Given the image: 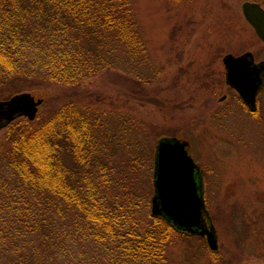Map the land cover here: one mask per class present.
Masks as SVG:
<instances>
[{
	"label": "trees",
	"instance_id": "obj_1",
	"mask_svg": "<svg viewBox=\"0 0 264 264\" xmlns=\"http://www.w3.org/2000/svg\"><path fill=\"white\" fill-rule=\"evenodd\" d=\"M134 2L0 0V85H80L110 67L106 54L115 42L132 58L143 55ZM101 133L99 120L71 100L8 123L0 151L8 171L0 175V264H168L171 240L188 234L151 214L152 173L144 192L134 179L111 180ZM143 156L152 158L142 151L137 161Z\"/></svg>",
	"mask_w": 264,
	"mask_h": 264
},
{
	"label": "rangeland",
	"instance_id": "obj_2",
	"mask_svg": "<svg viewBox=\"0 0 264 264\" xmlns=\"http://www.w3.org/2000/svg\"><path fill=\"white\" fill-rule=\"evenodd\" d=\"M243 1L135 0L143 55L132 58L115 42L106 54L110 67L80 85H0L1 93L12 92L0 99L15 93L12 86L45 98L37 113L70 100L85 108L107 135L111 180L134 179L142 192L151 189L148 164L153 166L157 139L189 141L218 247L214 257L204 236L174 237L168 264H264V83L252 112L226 84L222 63L224 53L247 49L255 60L264 58V42L244 17ZM254 1L264 7V0ZM8 123L0 127V151ZM142 151L152 158L139 163ZM0 175L8 176L2 159ZM90 240L82 241L85 249Z\"/></svg>",
	"mask_w": 264,
	"mask_h": 264
},
{
	"label": "water",
	"instance_id": "obj_3",
	"mask_svg": "<svg viewBox=\"0 0 264 264\" xmlns=\"http://www.w3.org/2000/svg\"><path fill=\"white\" fill-rule=\"evenodd\" d=\"M244 17L264 42V7L258 1L241 3ZM225 81L235 88L251 110L264 83V60L254 61L252 51L222 56ZM43 102L30 91H19L0 99V127L19 115L33 119ZM189 141L177 136H160L153 155V192L150 212L163 215L175 228L187 234L205 237L211 249H217L215 227L205 205L203 181L198 164L188 152ZM201 172L202 169H201Z\"/></svg>",
	"mask_w": 264,
	"mask_h": 264
},
{
	"label": "flooded vegetation",
	"instance_id": "obj_4",
	"mask_svg": "<svg viewBox=\"0 0 264 264\" xmlns=\"http://www.w3.org/2000/svg\"><path fill=\"white\" fill-rule=\"evenodd\" d=\"M248 50V49H247ZM244 51H246V50H244ZM244 51H242V52H244ZM242 52H240V53H242ZM240 53H237V54H240ZM237 54H235V55H237ZM253 56H254V54H253ZM260 60H264V58H260V59H257V60H255V58H254V61L255 62H259ZM224 77H225V73H224ZM225 80V79H224ZM226 82V81H225ZM226 84L229 86V87H231V88H233L234 89V91H235V93L237 94V97L239 98V100L243 103V105H245L248 109H250L249 107H248V105L246 104V102L243 100V98L239 95V93L235 90V88L234 87H232L231 85H229L227 82H226ZM257 96V95H256ZM257 99V98H256ZM256 106H257V104H256ZM257 108V107H256ZM256 108L254 109V110H251L252 112H255V110H256Z\"/></svg>",
	"mask_w": 264,
	"mask_h": 264
}]
</instances>
